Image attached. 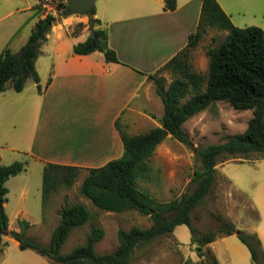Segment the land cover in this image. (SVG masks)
<instances>
[{"label": "trees", "instance_id": "16d2710c", "mask_svg": "<svg viewBox=\"0 0 264 264\" xmlns=\"http://www.w3.org/2000/svg\"><path fill=\"white\" fill-rule=\"evenodd\" d=\"M165 9L176 8V0H164ZM61 16H70L68 3H60ZM58 11V10H56ZM95 7L89 16L88 24L94 29L89 38L74 46V53L86 55L104 51L107 62H119L115 50L108 46V33L101 28V21L94 18ZM57 17L47 14L34 26L26 43L18 52L5 47L0 53V93L8 86L21 92L26 82L32 78L40 81L36 70V60L40 47L46 41ZM211 28L227 31L218 46L207 49L208 72L195 71L189 63L191 52ZM170 72L174 78L166 86L163 72ZM160 97L164 113L161 126L148 132L130 135L120 129L124 144V154L104 166L90 168L84 176L79 191L90 199L100 210L125 212L136 210L149 216L150 227L133 226L129 230H118V247L106 254H97L95 245L105 235L101 227H92L84 244L62 254L61 248L73 228L83 226L91 219V212L81 202L66 204L60 211V221L54 228L50 243H42L29 236V221L20 219V231H10L20 249H31L47 257L53 264H131L136 252L164 235L174 232L178 225L185 224L192 234V244L203 264H218L216 256L204 246L223 235L236 233V227L220 215L217 230L200 232L193 223V211L210 194L215 180V172L220 163L231 159L250 160L264 157V30L256 25L238 27L217 0H202L201 13L196 30L189 35L187 45L165 63L156 73L150 74ZM217 101L227 102L235 110H251L246 130L229 137L220 143L200 146L196 155L201 161V169L192 178V188L180 197L169 202H159L148 191L139 186L140 179L151 173L149 160L157 147L168 137L187 145H192L184 123ZM252 154H259L251 158ZM25 168L24 161H14L5 165L0 157V231L7 230L9 216L6 211L8 188L6 182ZM82 167L48 163L43 169L44 202L63 185L70 187L78 178ZM241 241L251 252L252 261L264 264V253L260 240L254 234L240 232ZM0 246V252H2Z\"/></svg>", "mask_w": 264, "mask_h": 264}, {"label": "crops", "instance_id": "0c3cea01", "mask_svg": "<svg viewBox=\"0 0 264 264\" xmlns=\"http://www.w3.org/2000/svg\"><path fill=\"white\" fill-rule=\"evenodd\" d=\"M217 1L234 25H238L234 15H242L241 20L249 21L246 25L264 30V10L258 7L264 6V0H243L240 7H235L233 0ZM40 2L21 8L31 12L22 25L12 23L0 33V53L13 43L18 50L10 49L17 52L26 43L23 41L28 40L36 23L46 16L44 10L40 11ZM176 3L173 10L165 9L164 0H104L99 8L95 7L93 17L106 29L108 46L115 50L119 62H107L104 51L75 54L74 46L91 35L89 16L59 14L35 63L40 81L34 85L39 92L25 94V87L13 95L8 86L0 93L2 131L14 126V106L24 101L31 122L26 138L43 169L54 163L88 171L122 157L125 148L120 129L136 135L161 126L164 111H160L156 86L149 75L182 50L197 28L202 0ZM25 26L26 34L20 35ZM42 126L47 129V137L40 133ZM149 244L142 247L145 253ZM209 248L214 254L212 246Z\"/></svg>", "mask_w": 264, "mask_h": 264}, {"label": "rangeland", "instance_id": "374dc122", "mask_svg": "<svg viewBox=\"0 0 264 264\" xmlns=\"http://www.w3.org/2000/svg\"><path fill=\"white\" fill-rule=\"evenodd\" d=\"M36 1L0 0V33L12 23L22 25L26 18L30 17L31 12H23L21 8L31 3L35 4ZM103 1L98 0L95 7L99 8ZM60 3H68V1L54 0L46 10L57 17L62 10ZM231 3L235 7H240L245 1L233 0ZM40 7L42 11V5ZM258 7L264 10V6ZM234 16L237 26H249L246 25L249 21L241 20L242 15ZM37 17L36 14L32 19L36 20ZM27 27H24L20 35L26 34ZM226 35L225 30L209 29L190 54L189 63L195 71L207 74L209 64L207 49L218 46ZM10 48L18 50L14 43ZM39 69L42 71L40 64ZM162 74L167 86L174 75L167 71ZM34 83L32 78L27 80L25 94L31 93L32 90L39 92L40 88ZM8 89L9 93L16 95L12 88ZM157 99L160 102V111L163 113V103L159 97ZM14 108V126L9 125L6 131L0 128V156L2 164L8 165L16 160L24 161L25 168L6 182L8 193L5 206L9 223L7 230H2L8 233L0 232V246L3 249L0 252V264H53L47 257L31 249H20L18 242L9 232L20 231L18 221L25 219L32 225L28 235L48 245L52 232L60 221V211L66 204L81 202L89 209L92 216L83 226L72 229L61 248L62 254L84 244L92 227H101L105 230L96 252L106 254L115 251L120 228L129 230L133 226L147 228L152 225L153 221L149 216L142 215L136 210L108 212L98 209L79 191L81 182L87 174L86 170L81 171L72 186L63 185L53 194L54 198L49 197L44 202L43 166L34 158L30 147L31 141L26 138V130L31 129V122L24 101L16 104ZM251 117V110H235L224 101H217L196 114L184 123L192 145L187 146L171 137L166 138L149 160L151 173L148 178L139 180L140 188L148 191L159 202H169L180 197L192 188L194 173L201 169V161L196 155L197 149L202 145L220 143L231 136L243 133ZM40 130L41 134L48 136L45 134L47 130L45 127H40ZM257 156L259 154H252L251 158ZM216 215L233 223L236 230L256 235L261 243L260 249L264 253V157L250 160L231 159L218 165L212 191L193 211V223L200 232L217 230L220 222L216 219ZM150 243L151 246L146 253L145 247L137 251L131 264H203L205 260L192 244L191 231L185 224L178 225L171 234ZM210 246L218 264H256L252 261L250 250L238 234L218 237L213 244L206 245V251Z\"/></svg>", "mask_w": 264, "mask_h": 264}, {"label": "water", "instance_id": "95a60500", "mask_svg": "<svg viewBox=\"0 0 264 264\" xmlns=\"http://www.w3.org/2000/svg\"><path fill=\"white\" fill-rule=\"evenodd\" d=\"M68 6L73 14H89L95 7L98 0H67ZM51 28V27H50ZM94 29L91 28V34H93ZM3 232V231H0ZM3 233H8L5 231ZM240 230H236V234H239ZM206 251V246L203 247Z\"/></svg>", "mask_w": 264, "mask_h": 264}, {"label": "built area", "instance_id": "2783aa9c", "mask_svg": "<svg viewBox=\"0 0 264 264\" xmlns=\"http://www.w3.org/2000/svg\"><path fill=\"white\" fill-rule=\"evenodd\" d=\"M51 3H54V0H41V5L46 15L49 14V11L46 9L51 5Z\"/></svg>", "mask_w": 264, "mask_h": 264}]
</instances>
